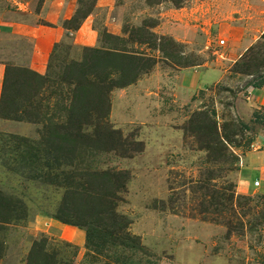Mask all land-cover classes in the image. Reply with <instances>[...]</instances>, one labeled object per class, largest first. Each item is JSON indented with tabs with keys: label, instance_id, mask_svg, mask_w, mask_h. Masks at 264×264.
Wrapping results in <instances>:
<instances>
[{
	"label": "rangeland",
	"instance_id": "374dc122",
	"mask_svg": "<svg viewBox=\"0 0 264 264\" xmlns=\"http://www.w3.org/2000/svg\"><path fill=\"white\" fill-rule=\"evenodd\" d=\"M33 1L31 21L54 25L38 16L42 0ZM64 1L71 4L59 8L58 23L65 31L59 57L82 59L84 46L119 45L140 58L127 60V69L136 67L127 77L136 80L110 92L109 121L130 141H143L144 149L131 156L107 151L85 162L77 158L53 169L63 184L50 183L44 162L51 161L40 150L43 123L2 118L0 198L15 210L10 219L0 220V264H264V173L247 167L251 150L264 163V146L247 147L250 137L264 134V104L255 103L247 88L264 77V66L255 74L236 70L248 50L264 59V0H112L107 6L99 0ZM76 13L80 27L66 30L65 19ZM85 22L95 31L93 45L76 42ZM34 44L32 37L3 33L0 58L9 66L36 70ZM53 49L46 71H36H49ZM201 110L215 111L220 133L229 135L225 160L210 157L185 130ZM244 121L250 130L242 128ZM47 134L52 144L63 135ZM24 152H39L40 158L25 162ZM85 166L129 172L116 196L117 219L100 212L98 192L81 193L87 180L71 174ZM233 192L240 199H233ZM51 220L57 223L49 226ZM56 226L76 227L82 239L67 238ZM93 228L113 234L89 243Z\"/></svg>",
	"mask_w": 264,
	"mask_h": 264
},
{
	"label": "trees",
	"instance_id": "16d2710c",
	"mask_svg": "<svg viewBox=\"0 0 264 264\" xmlns=\"http://www.w3.org/2000/svg\"><path fill=\"white\" fill-rule=\"evenodd\" d=\"M94 6L95 3L89 6V11L82 15L81 19L87 17ZM72 22L76 24L73 25ZM80 22L76 13L72 18L65 19L63 26L66 30L78 29ZM44 24L50 25L46 22ZM106 36L114 37L111 33H106ZM59 47V42H56L49 61V71L46 74L39 73L30 67H12L6 63L0 98V118L43 123L42 142L45 147L40 150H43L44 158L47 156L51 161V164L46 163L48 165L44 162V166L49 167V172L45 174L47 182L63 184L59 178L60 174L53 171L55 166L72 164L77 158L80 162H85L87 156L97 152L117 151L121 156H131L135 152L142 151L144 143L141 140L130 141L109 121L110 92L116 86L124 87L136 80V76L132 79L127 77V74H131L136 69V67L127 69V60L135 56L141 61L135 52L130 56L119 45L84 46L82 59L68 60L59 57L57 54ZM256 55H260L259 52H253V49L248 50L245 56L236 62L238 67L236 70L241 73L255 74L258 67L264 66V59L260 60ZM113 71H116L118 75L116 79L112 76ZM247 85V88H260L264 86V77L259 75L257 80ZM51 102L54 104L50 105ZM52 108H55L54 114H50ZM214 114L215 111L212 114L208 110L194 113L185 130L194 135L199 146L206 149L210 157L216 154V159L225 160L231 142L229 135L220 133ZM53 117L57 121H52ZM241 126L244 130L251 129V125L245 121L241 123ZM51 131L62 132L60 143L50 142L47 133ZM254 141L255 136L250 137L247 147ZM39 154V152L21 153L23 161L31 164L39 160ZM52 162H56V165H52ZM77 174L87 180L81 193L96 194L98 192L99 198L96 196V199L99 201L97 202H100L101 206L104 205V209L102 207L100 212L112 220L117 219L119 216L114 208L117 202L116 196L127 185L129 172L116 170L95 172L94 169L85 166L83 172L71 175ZM65 178L67 182L71 179L70 176ZM209 193L211 191L207 192ZM241 196L235 195L234 192L231 195L233 199H240ZM221 199H223L222 196ZM220 203L225 208V203L218 201L217 204ZM14 210L11 203H6L5 199L0 198L1 221L10 219ZM112 234L109 230L103 233L102 228H93V232L87 233V238L91 243L95 237L109 238Z\"/></svg>",
	"mask_w": 264,
	"mask_h": 264
},
{
	"label": "crops",
	"instance_id": "0c3cea01",
	"mask_svg": "<svg viewBox=\"0 0 264 264\" xmlns=\"http://www.w3.org/2000/svg\"><path fill=\"white\" fill-rule=\"evenodd\" d=\"M20 1L26 3L25 6L27 7V9H10L9 6L11 7V0H0V37L3 33H14L22 36L32 37L35 41L33 58L31 61L32 66L39 72L44 73L47 68V62L45 63V60L49 57L54 44L56 42H59L63 38L65 33L64 29L58 23L61 12L63 10L62 8H59L64 3L65 6L68 7V3L70 6L71 2H66L64 0H42V9L40 10V14H38V16H41V18L43 17L54 24L52 26H49L41 24L39 22H32L29 18L28 14L34 13L32 9V3H34L33 0ZM99 4L104 6L111 5L112 0H99ZM113 32L117 33L119 32V29H115L113 30ZM77 34L79 35L76 38V42H80L81 44L93 45L96 41L95 31L92 29V26L88 22H85L84 25H82ZM5 72L6 62L0 58V98ZM249 90L250 93L252 92L251 94L254 97L255 103L264 104V86L260 88L250 87ZM1 124H3L2 118H0V125ZM256 144L260 147L264 146V134L258 135L256 137L254 146ZM253 151L254 150H251L247 153L248 158L250 157V160L247 163V167H257L264 173V163L259 164V162L255 160L257 156L254 155L255 153ZM52 223L55 224L57 223V221L51 220L48 223L50 224L49 226H51ZM56 229L62 230L63 235L67 238L74 239L75 236H78L79 240H81L83 236L82 231L73 226H65L63 228L56 226ZM131 264L142 263L136 261L132 262Z\"/></svg>",
	"mask_w": 264,
	"mask_h": 264
},
{
	"label": "built area",
	"instance_id": "2783aa9c",
	"mask_svg": "<svg viewBox=\"0 0 264 264\" xmlns=\"http://www.w3.org/2000/svg\"><path fill=\"white\" fill-rule=\"evenodd\" d=\"M25 2H22V1H20V0H11V7L12 8H17V9H22V8H25V9H27V7L25 6ZM256 185H260V181H256Z\"/></svg>",
	"mask_w": 264,
	"mask_h": 264
}]
</instances>
